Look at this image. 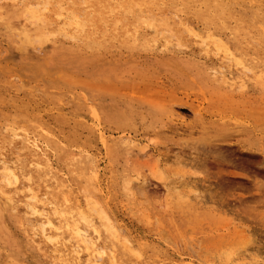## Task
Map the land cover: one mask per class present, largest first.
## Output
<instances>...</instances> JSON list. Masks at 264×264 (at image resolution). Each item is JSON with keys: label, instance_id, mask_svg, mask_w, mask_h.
Wrapping results in <instances>:
<instances>
[{"label": "rangeland", "instance_id": "obj_1", "mask_svg": "<svg viewBox=\"0 0 264 264\" xmlns=\"http://www.w3.org/2000/svg\"><path fill=\"white\" fill-rule=\"evenodd\" d=\"M240 1L264 7V0ZM14 43L12 51L0 40V132L43 147L46 135L83 160L88 175L78 182L64 168L60 173L72 202L89 209L93 222L113 230L147 264H264L263 157L232 145L205 158L197 152L195 162L192 149L221 127L236 139L252 128L264 133V67L252 72L218 52L209 57L197 40L174 51L88 47L73 57L50 46L25 52ZM121 122L128 124L124 136L115 130ZM50 162L55 170L54 155ZM45 192L39 198L48 203ZM0 218L19 241L39 233L28 216L30 233L21 232L2 197ZM11 263L31 260L0 246V264Z\"/></svg>", "mask_w": 264, "mask_h": 264}, {"label": "bare ground", "instance_id": "obj_2", "mask_svg": "<svg viewBox=\"0 0 264 264\" xmlns=\"http://www.w3.org/2000/svg\"><path fill=\"white\" fill-rule=\"evenodd\" d=\"M247 3L240 0H0V40L12 51L17 48L14 43L17 39L25 52L33 46H50L71 57L88 47L96 53L113 49L141 53L159 47L174 51L187 45L192 47L193 40H197L206 47L209 57L218 52L238 68L261 72L264 7ZM148 14L169 17L150 21L144 17ZM165 34L163 44L161 35ZM166 38L175 41L168 43ZM211 71L221 73L218 68ZM175 105L187 104L176 100ZM167 112L173 115L170 108ZM98 114H95L97 118ZM195 119L202 121L203 116L197 114ZM120 126L115 130H121L124 136L128 124L121 122ZM162 127L172 129L171 124ZM223 128L192 149L205 158L206 154L235 145L262 156L264 163L262 131L259 134L252 128L242 136L244 139H236ZM40 138L44 147L25 135L0 132V197L18 216L21 232L30 233L27 216L39 228V233L19 241L0 218V246L17 258L30 259L29 264H147L138 261L128 250L129 246L118 241L113 230L101 222H93L89 209L72 202L60 169L64 168L70 179L78 182L88 175L84 161L59 148L46 135L41 134ZM199 153L195 162L200 160ZM51 155L58 165L55 170L50 164ZM44 189L48 203L39 198ZM49 205L54 207L52 214L47 210ZM104 247L110 250V255L105 254Z\"/></svg>", "mask_w": 264, "mask_h": 264}]
</instances>
